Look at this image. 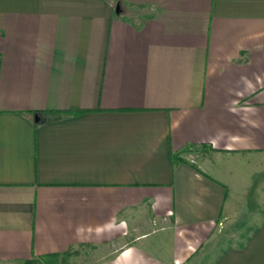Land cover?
I'll use <instances>...</instances> for the list:
<instances>
[{"label":"crops","instance_id":"obj_1","mask_svg":"<svg viewBox=\"0 0 264 264\" xmlns=\"http://www.w3.org/2000/svg\"><path fill=\"white\" fill-rule=\"evenodd\" d=\"M76 251L264 264V0H0V264Z\"/></svg>","mask_w":264,"mask_h":264},{"label":"rangeland","instance_id":"obj_2","mask_svg":"<svg viewBox=\"0 0 264 264\" xmlns=\"http://www.w3.org/2000/svg\"><path fill=\"white\" fill-rule=\"evenodd\" d=\"M87 254L86 253H84L83 251H76V252H72V253H70L69 255H67L66 257H63V258H61V260H62V264H76V263H78V262H81V263H83V262H86V258L84 257V256H86ZM88 256V255H87ZM76 258V259H73V260H71L72 258ZM87 258H90V256H88ZM76 260V262H74ZM57 262H59V261H57ZM30 264H47V263H40V262H38V261H32V262H30Z\"/></svg>","mask_w":264,"mask_h":264},{"label":"water","instance_id":"obj_3","mask_svg":"<svg viewBox=\"0 0 264 264\" xmlns=\"http://www.w3.org/2000/svg\"><path fill=\"white\" fill-rule=\"evenodd\" d=\"M36 121H38V117H36Z\"/></svg>","mask_w":264,"mask_h":264}]
</instances>
